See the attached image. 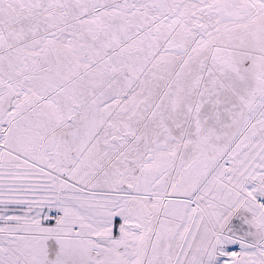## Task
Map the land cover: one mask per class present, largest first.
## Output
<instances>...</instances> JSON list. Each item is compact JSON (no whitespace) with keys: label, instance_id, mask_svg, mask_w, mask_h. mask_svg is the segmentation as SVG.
<instances>
[{"label":"snow or ice","instance_id":"snow-or-ice-1","mask_svg":"<svg viewBox=\"0 0 264 264\" xmlns=\"http://www.w3.org/2000/svg\"><path fill=\"white\" fill-rule=\"evenodd\" d=\"M0 264H264V0H0Z\"/></svg>","mask_w":264,"mask_h":264}]
</instances>
